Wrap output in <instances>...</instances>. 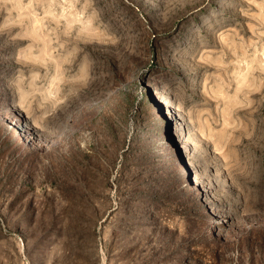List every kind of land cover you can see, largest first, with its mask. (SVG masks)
<instances>
[{"label": "rangeland", "instance_id": "obj_1", "mask_svg": "<svg viewBox=\"0 0 264 264\" xmlns=\"http://www.w3.org/2000/svg\"><path fill=\"white\" fill-rule=\"evenodd\" d=\"M0 264H264V0H0Z\"/></svg>", "mask_w": 264, "mask_h": 264}, {"label": "bare ground", "instance_id": "obj_2", "mask_svg": "<svg viewBox=\"0 0 264 264\" xmlns=\"http://www.w3.org/2000/svg\"><path fill=\"white\" fill-rule=\"evenodd\" d=\"M36 23L38 24L39 21H36V22L34 21V24H36ZM41 28H42V27H41ZM246 67H247V66H246ZM60 71H61V70H60ZM61 79H62V78H61ZM62 80H63V79H62ZM66 82H67V81H66ZM66 82H65V83H66ZM61 86H62V85H61ZM63 87H64V86H63ZM67 87H68V86H67ZM61 88H62V87H61ZM58 89H59V88H58ZM77 96H78V95H77ZM81 96H82V95H81ZM75 98H76V96H75ZM82 98H83V97H82ZM73 99H74V98H73ZM76 100H77V99H76ZM55 102H56V101H55ZM70 103H71V102H70ZM53 104H54V103H53ZM67 104H68V103H67ZM60 107H61V106H60ZM60 107H59V108H60ZM64 109H65V108H64ZM62 113H63V112H62ZM62 115H63V114H62ZM62 115H60V116H62ZM64 115H65V114H64ZM259 150H260V149H259ZM240 172H241V171H240ZM247 181H248V180H247Z\"/></svg>", "mask_w": 264, "mask_h": 264}]
</instances>
